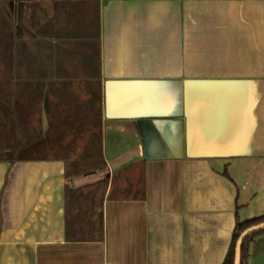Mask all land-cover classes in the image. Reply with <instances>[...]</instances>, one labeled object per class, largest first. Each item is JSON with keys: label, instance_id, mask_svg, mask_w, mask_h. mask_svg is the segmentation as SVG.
<instances>
[{"label": "crops", "instance_id": "crops-1", "mask_svg": "<svg viewBox=\"0 0 264 264\" xmlns=\"http://www.w3.org/2000/svg\"><path fill=\"white\" fill-rule=\"evenodd\" d=\"M261 216L264 0H0V264H221Z\"/></svg>", "mask_w": 264, "mask_h": 264}, {"label": "trees", "instance_id": "trees-1", "mask_svg": "<svg viewBox=\"0 0 264 264\" xmlns=\"http://www.w3.org/2000/svg\"><path fill=\"white\" fill-rule=\"evenodd\" d=\"M261 223H264V216L253 218V219L246 220L243 222L237 221L235 223L229 249H228L226 256H225V258L221 264H233L235 244H236V241H237L239 235L244 230H246L247 228L254 226V225L261 224Z\"/></svg>", "mask_w": 264, "mask_h": 264}, {"label": "water", "instance_id": "water-1", "mask_svg": "<svg viewBox=\"0 0 264 264\" xmlns=\"http://www.w3.org/2000/svg\"><path fill=\"white\" fill-rule=\"evenodd\" d=\"M260 231H264V223L251 226L239 235L235 244L233 264H242L241 251L244 241L253 234L258 233Z\"/></svg>", "mask_w": 264, "mask_h": 264}]
</instances>
